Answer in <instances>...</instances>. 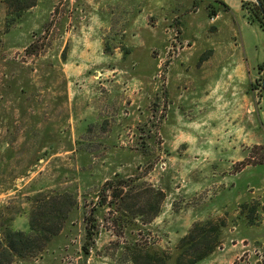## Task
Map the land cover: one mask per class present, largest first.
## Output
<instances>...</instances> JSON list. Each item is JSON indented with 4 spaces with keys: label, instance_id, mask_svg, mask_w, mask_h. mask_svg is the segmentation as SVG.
Returning <instances> with one entry per match:
<instances>
[{
    "label": "rangeland",
    "instance_id": "rangeland-1",
    "mask_svg": "<svg viewBox=\"0 0 264 264\" xmlns=\"http://www.w3.org/2000/svg\"><path fill=\"white\" fill-rule=\"evenodd\" d=\"M243 1L0 0V242L46 228L0 264H176L210 221L196 264H264V29Z\"/></svg>",
    "mask_w": 264,
    "mask_h": 264
},
{
    "label": "trees",
    "instance_id": "trees-1",
    "mask_svg": "<svg viewBox=\"0 0 264 264\" xmlns=\"http://www.w3.org/2000/svg\"><path fill=\"white\" fill-rule=\"evenodd\" d=\"M19 2V7L22 8L24 5L22 3L25 1L27 6H30L32 0H15ZM261 5L257 2H247L243 1V5L246 6L251 4L252 6L249 8L250 21H255L259 23V25L264 29V0H260ZM25 4V3H24ZM22 5V6H21ZM33 5V4H32ZM212 14H217L216 10H211ZM111 183V182H110ZM109 184V183H107ZM160 196L158 197L157 195ZM114 197H120V192L118 190L113 194ZM162 192H155L156 202L151 205L153 213L156 215L159 212V205L162 199ZM107 197V196H106ZM106 198L101 201L102 205L106 204ZM64 219V215H61V220ZM222 224L217 222H208L206 224L195 223L193 228L190 230V233L183 237L181 240V248L182 252L177 258L176 264H196L199 260L204 258L206 255L212 252V250L217 246L218 243V233ZM45 226H37L34 223V218L30 220V230L28 232L22 230H9L8 234L4 242H0V251L4 250L7 253L13 255H24L21 254L23 252H19L16 245L19 247H24L28 253H35L40 248V240L45 238L44 231ZM95 227V223H91V227H88L86 233V240L83 244V250L85 253L90 252V245L92 243V238L94 235L93 229ZM60 226H57L55 230L58 231ZM37 243V244H36ZM25 250V251H26ZM189 254V257L186 258V255ZM133 261L135 264H166L167 259L164 255L161 254H153L150 252H143L137 250L133 255ZM2 264V263H1Z\"/></svg>",
    "mask_w": 264,
    "mask_h": 264
},
{
    "label": "water",
    "instance_id": "water-1",
    "mask_svg": "<svg viewBox=\"0 0 264 264\" xmlns=\"http://www.w3.org/2000/svg\"><path fill=\"white\" fill-rule=\"evenodd\" d=\"M255 2H257L259 5H261V1L260 0H255Z\"/></svg>",
    "mask_w": 264,
    "mask_h": 264
}]
</instances>
